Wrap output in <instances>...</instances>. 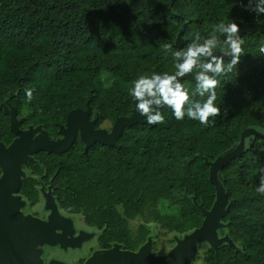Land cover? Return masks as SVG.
<instances>
[{
	"label": "trees",
	"instance_id": "trees-1",
	"mask_svg": "<svg viewBox=\"0 0 264 264\" xmlns=\"http://www.w3.org/2000/svg\"><path fill=\"white\" fill-rule=\"evenodd\" d=\"M240 5L241 0H0V102L8 99L25 109L28 123L53 133L70 110L88 105L97 125L113 123L131 114L129 89L141 75L174 74V43L181 29L186 49L194 33L207 38L221 22L245 15L264 23V15ZM216 35L221 43L214 51H222L224 36ZM241 39L237 68L216 77L220 115L207 127L187 116L176 120L171 109L161 107L165 122L126 126L119 149L94 144L84 153L77 141L66 153L44 154L56 157L52 168L59 166L61 209L106 225L107 241L128 249H137L152 234L155 246L161 234L156 226L174 232L173 245L175 235L198 227L203 214L193 197L206 208L215 199L205 160L238 143L248 127L264 133V56L259 52L264 33ZM182 85L190 101L207 98L195 92L196 81ZM25 89L34 90L31 102ZM250 139L242 155L221 169L230 210L219 233L228 234L236 248L203 243L194 263L264 264V195L256 191L264 175V138ZM135 219L137 226L131 224Z\"/></svg>",
	"mask_w": 264,
	"mask_h": 264
},
{
	"label": "water",
	"instance_id": "water-1",
	"mask_svg": "<svg viewBox=\"0 0 264 264\" xmlns=\"http://www.w3.org/2000/svg\"><path fill=\"white\" fill-rule=\"evenodd\" d=\"M231 21L239 25L241 37L246 33H264V23H252L245 15L241 19H232ZM183 42L181 29L174 43L177 50L183 48ZM214 54L222 55L223 53L214 51ZM225 59H230V57H225ZM186 79L195 81V75L192 73L186 75L180 82L182 83ZM2 106L0 105V108ZM5 111L11 113L6 109ZM91 113L92 109L89 105L86 109L70 110L65 123L59 125L61 137L56 140L49 136V132L43 129L42 125L31 127L32 130L27 132L16 130L17 122L15 123L12 115L10 126L18 134V137L8 147L0 144V160L13 159L17 163L27 162L30 155L40 149L48 152H65L73 145L78 130L81 140L85 143L86 152L92 144L97 142L119 148L118 139L126 126L147 123L146 118L136 111V101L134 100L131 114L117 117L111 130L96 129L97 118L91 119ZM35 131H40V133L36 138H33L31 133L33 134ZM25 134H27L26 139L24 138ZM253 136L264 138V133L248 127L242 131L238 143L229 147L213 161L205 160L209 166V180L215 186V199L211 207L206 208L203 203L198 202L196 197H193L194 204L203 214V220L198 227L181 237L175 235V244L167 252H154L156 235L152 234L135 250L124 248V245L120 243H114L106 249L95 250L83 264H195L199 247L203 243H207L213 248L228 243L236 248L235 242L228 234L220 235L219 233L220 229L226 227L223 218L230 210L228 192L224 185L221 169L228 161L242 155L246 148V140ZM17 173L14 171L3 172L0 177V264H67L58 258H51L46 262L43 248L46 245H58L66 250L67 247L73 248L79 245L71 242V238H67L68 230L63 226L61 220L63 218L58 219L59 222L54 221V223L51 218L43 221L22 212L24 201L21 196L15 195L20 187L22 172L18 170ZM53 210L56 211L55 204ZM69 221L72 222V220ZM58 229L61 233L58 232Z\"/></svg>",
	"mask_w": 264,
	"mask_h": 264
},
{
	"label": "clouds",
	"instance_id": "clouds-1",
	"mask_svg": "<svg viewBox=\"0 0 264 264\" xmlns=\"http://www.w3.org/2000/svg\"><path fill=\"white\" fill-rule=\"evenodd\" d=\"M240 6L254 12L256 16L264 15V0H247V3L241 0ZM216 33L224 36L225 47L222 49V55L214 54V49L221 43ZM239 33V25L231 20L228 23L217 24L213 33L207 38H202L199 32L194 33L193 43L186 49L173 53L174 74L165 72L153 73L151 76L141 75L134 81L129 94L136 101V111L146 118L147 124L157 125L165 122L164 116L159 111L161 107L171 109L176 120H183L187 116L205 127L208 126L210 118L219 116L220 108L215 105L218 85L216 77L232 72L240 63L243 41ZM171 47L170 44L165 45L166 49ZM259 52L264 56V46L260 47ZM225 57H230L227 65H225ZM194 70H196L195 92L200 97H207L202 103L190 101L188 92L180 82ZM33 91V89H25L27 102L33 99ZM256 191L264 195V175H261Z\"/></svg>",
	"mask_w": 264,
	"mask_h": 264
},
{
	"label": "flooded vegetation",
	"instance_id": "flooded-vegetation-1",
	"mask_svg": "<svg viewBox=\"0 0 264 264\" xmlns=\"http://www.w3.org/2000/svg\"><path fill=\"white\" fill-rule=\"evenodd\" d=\"M0 105H3L0 108V121H1L0 144H3L5 147H8L18 137V134L15 133L10 126L12 115L15 123L17 122V128L15 129L18 131L27 132L32 130L31 127L35 128L39 125H42L39 123L37 124L28 123L26 121L25 109L18 110L8 101V99L1 101ZM5 109L8 112L11 111L12 114L7 113ZM90 118L92 119L94 117L90 116ZM113 123L107 125H105V122L98 125L96 123L95 128L96 129L106 128L108 130H111ZM60 124L63 123H57L58 128L56 130V133L51 132L46 127H43V125L42 127L43 129L49 132V136L53 140H56L61 137V134L59 133ZM39 133L40 131H35L33 134L31 133V137L36 138ZM24 138L25 139L27 138V134L24 135ZM77 141H80V144H82V146L80 147L83 149L84 153H87L94 144L108 146L106 144H101L97 142L92 144L86 152L85 143L81 140L78 130L76 137L74 139V143L69 148V150L75 144H77ZM80 147H78L75 150V153L79 154ZM119 148L117 147V149ZM69 150L62 153H57V152H48L40 149L39 151L33 152L30 155V159L27 162L20 161L17 163V161L13 159L0 160V177L3 172L14 171L16 174H18L17 172L18 170H20L22 172V174H20V187L19 190L15 192V195L21 196L22 200L24 201V204L21 208L22 212L25 215H31L43 221H47L49 218H51L53 222L54 221L59 222L58 219L63 218L64 220L61 219L63 221V226H65L68 230V232L66 233L67 238L69 239L71 238V242L79 245L73 248L67 247L66 250L60 248V246L58 245L56 246L46 245L43 248L46 262L51 258H58L60 260L65 261L67 264H83L84 261L95 250L109 248L114 243H120V244L122 243L117 240L107 241L105 235L106 225L100 226L99 223L90 224L85 220L82 212L81 213L68 212L66 210L61 209V207L59 206L56 200V195L58 191L62 189V184L60 183V181L57 179L56 176L58 174L57 169L59 166L57 165L55 169L52 168L55 163L53 162V160L56 157L53 156L48 157L46 155L63 154L68 152ZM44 154L46 155L43 156ZM51 169H54V172H52ZM65 188L66 190H68L69 184H66V187L65 186L63 187L64 190ZM54 204L56 206V211L53 210ZM69 220H72V222H70ZM70 223L72 224L71 226ZM58 232L61 233L59 229ZM54 250L60 253H64V255L70 254L72 255V257L74 256V258L73 260H65L55 255ZM79 251H86V252H79Z\"/></svg>",
	"mask_w": 264,
	"mask_h": 264
},
{
	"label": "rangeland",
	"instance_id": "rangeland-1",
	"mask_svg": "<svg viewBox=\"0 0 264 264\" xmlns=\"http://www.w3.org/2000/svg\"><path fill=\"white\" fill-rule=\"evenodd\" d=\"M29 114V113H28ZM110 124L109 122H105V125ZM138 220H133L131 222V224L133 226H137L138 225ZM156 231L159 230V232L161 233L160 236L157 238V240L155 241V246L153 247L154 252L156 253H163V252H167L170 248H172L174 245L173 243L170 241V238L172 237V235H174V232H169L167 230H163V229H159L158 226H156ZM135 250V249H133ZM55 251V250H54ZM79 252H86V251H79ZM55 255L65 259V260H73L74 256L72 257V255L67 254L64 255V253H60L55 251L54 253ZM197 264H203L200 262V260H198L196 262ZM195 263V264H196Z\"/></svg>",
	"mask_w": 264,
	"mask_h": 264
}]
</instances>
